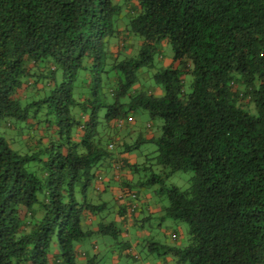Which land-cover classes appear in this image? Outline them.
Here are the masks:
<instances>
[{"label":"trees","instance_id":"obj_1","mask_svg":"<svg viewBox=\"0 0 264 264\" xmlns=\"http://www.w3.org/2000/svg\"><path fill=\"white\" fill-rule=\"evenodd\" d=\"M163 44L171 62L151 75L156 95L136 87L137 72ZM137 109L160 119V133L129 144ZM0 120L36 148L20 153L0 132V264H95L74 243L121 231L114 219L82 227L106 207L86 194L109 166L131 176L120 221L137 197L130 185L159 184L163 217L186 223L187 243H154L158 254L264 264V0H0ZM145 142L155 148L144 161L121 156ZM187 170L186 188L163 187Z\"/></svg>","mask_w":264,"mask_h":264},{"label":"rangeland","instance_id":"obj_2","mask_svg":"<svg viewBox=\"0 0 264 264\" xmlns=\"http://www.w3.org/2000/svg\"><path fill=\"white\" fill-rule=\"evenodd\" d=\"M123 12V11H122ZM137 37L132 36V39ZM138 39V38H137ZM137 45V44H136ZM135 45V46H136ZM138 48V47H137ZM137 48L132 49V54L136 53ZM162 58L158 60V56L154 55V66L147 68L142 67L138 70V83L136 87L139 88H154L156 95H161L162 90L159 86L155 85L152 80V73L157 66H165V64L171 60V49L168 44H163L161 50ZM44 70L47 71L50 67V63L43 62ZM61 80V70L56 67L54 70V81L58 83ZM82 90V89H80ZM38 96H30L29 99H36ZM44 116H41L43 118ZM132 119L131 127L133 131L128 135L125 141L129 144L133 143L137 138H145L146 133L158 136L160 133V119H154L152 122L149 119L146 111L137 109L130 113ZM12 122V121H11ZM149 123L151 126L149 127ZM20 125V124H19ZM18 124H16V127ZM42 128V124L39 126ZM40 130H36L39 132ZM119 134L125 133V128L118 129ZM0 132L4 138L10 143L12 149L19 151L20 153H28L34 151L35 146L31 147L30 139H25L19 133L20 131L13 128L4 127V121L0 120ZM34 137H36L34 135ZM33 140V139H32ZM34 142V141H33ZM44 144V143H42ZM155 148L153 143H142L139 148L133 149L131 155L136 158L135 162L144 161L146 154L152 152ZM36 168V163L31 162L27 165V169L31 170ZM144 173H148L145 171ZM142 171L135 173L133 181L141 178L144 174ZM192 173L190 171H175L168 176L163 183V187L176 186L179 189H184L189 185V179ZM110 181L105 191H96L92 185L87 191V197L94 203L105 202L106 207L100 212L96 213L92 222L82 224L83 229L86 227L89 229L96 228V223L100 220L109 221L113 220L116 216V211L119 205L125 206V201L129 197L128 193H125L119 202L118 196L122 193L121 186H119L118 180L113 179ZM161 185L152 184L148 186H135L130 185V191L137 192V197L128 201H132V209L125 212V219L132 222V225L125 229V225L118 222L120 233L115 237L110 235H104L97 232H93L88 237H85L74 243L75 249L78 251H86L88 256L95 255L93 261L95 264H187L186 262H179L170 254H158L161 249H151L156 244L166 245H185L187 243V225L185 222L173 220L168 217H163L162 207L166 205V196L160 191ZM117 198V199H116ZM125 200V201H124ZM149 215V220L141 222L139 219L142 216ZM138 219L136 223H133V219ZM130 218V219H129ZM144 230L141 235L135 234L139 229ZM127 230V233L124 231ZM129 233V234H128ZM120 241H128L130 250H121ZM95 245V248L92 245ZM51 252H58L55 244V238L51 241ZM85 258L77 257L76 264H84Z\"/></svg>","mask_w":264,"mask_h":264},{"label":"crops","instance_id":"obj_3","mask_svg":"<svg viewBox=\"0 0 264 264\" xmlns=\"http://www.w3.org/2000/svg\"><path fill=\"white\" fill-rule=\"evenodd\" d=\"M170 62H171V60L168 61L165 65L169 64ZM131 121H132V119H130V121H129V126H131V124H132ZM120 124H121L120 128H122V122H120ZM116 134H117L116 138H119L120 136H122L121 134H119V131H117ZM149 136H151V134L150 133H146V137H149ZM121 156L122 157H126L127 160L129 162H131V163L135 162V160H136V158L134 156H132L131 154H121ZM103 165H106V163H104ZM101 174L103 175V178H102L103 183L101 184V187H100L99 190L102 191V192L105 191V189L108 186H110V181H111L110 177H112L115 180H118L119 186H120V182H121L122 176H125L126 178H130L131 177L130 174L125 172V169L122 166L121 167L119 166L117 168L114 167V166L113 167L109 166L107 168H102V173ZM117 200H119V202H121V199L118 198ZM120 219H121L120 216H118L116 214L114 220L117 221V222L122 223L123 225H125V229L132 225V222H130V220H128V221L126 220V221L122 222V221H120ZM143 233H144L143 228L142 229L140 228L137 232H135V234H138V235H140V234L142 235Z\"/></svg>","mask_w":264,"mask_h":264}]
</instances>
